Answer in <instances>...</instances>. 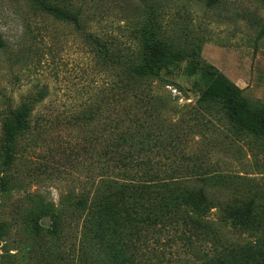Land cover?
<instances>
[{
  "label": "rangeland",
  "instance_id": "1",
  "mask_svg": "<svg viewBox=\"0 0 264 264\" xmlns=\"http://www.w3.org/2000/svg\"><path fill=\"white\" fill-rule=\"evenodd\" d=\"M44 2L80 12L79 26L42 14L30 0H0V136L9 108L22 102L32 106L30 133L18 142L19 159L4 165L0 152V178L7 182L5 188L0 185V222L7 229L0 254L7 255L8 264H51L45 258L55 250L67 257L64 264H76L81 257V226L67 223L55 240L50 224L57 207L69 211L86 191L94 149L98 153L102 144L105 100L113 96V66L98 58L88 34L109 46L115 62L138 55L145 28L156 36L157 45H200L203 62L214 65L248 98L264 103V0H217L212 5L206 0ZM145 83L162 99L169 120L181 122L176 128L180 147L192 155L207 153L213 173L228 180L226 187L218 182L197 185L228 204L264 195V138L233 136L220 108L200 106L199 73L191 72L186 61H177ZM42 94L40 103L33 102ZM100 99L103 108L95 120L78 117ZM40 199L47 205L39 234H34ZM219 213L214 208L210 214L215 225ZM220 233L225 243L244 238L229 226L221 227ZM148 235L155 252L150 259L156 264H199L201 249L211 246L194 240L190 246L178 238L184 236L181 231L172 228Z\"/></svg>",
  "mask_w": 264,
  "mask_h": 264
},
{
  "label": "trees",
  "instance_id": "2",
  "mask_svg": "<svg viewBox=\"0 0 264 264\" xmlns=\"http://www.w3.org/2000/svg\"><path fill=\"white\" fill-rule=\"evenodd\" d=\"M30 1L42 14L75 26L80 24V12L73 8H61L44 0ZM216 1L206 0L208 5ZM143 35L138 55L121 62L113 60L105 42L87 35L98 58L113 66L116 80L113 96L105 100L108 113L103 120L102 144L98 153L94 149L95 156H91L96 160L90 164L92 175L86 182V191L75 198L69 211L62 206L54 210L51 236L59 240L67 223L81 226L84 240L76 264H156L150 259L155 252L149 247L148 234L169 228L180 230L184 236L178 238L190 246L194 241L198 245L211 243L201 249L199 264H264V202H260L264 195L254 194L241 204H228L197 185L198 181L207 185L218 182L226 187L228 180L213 173L212 165L206 163L207 153L192 155L193 151L185 152L180 147L176 128L181 122L169 120L162 99L152 93L145 81L177 61H186L187 68L199 73L203 82L197 103L220 108L233 136L264 138V103L248 98L224 73L203 62L200 45H157L153 43L156 36L148 28ZM44 97L42 94L33 102L40 103ZM101 102L102 99L94 102L78 117L87 122L95 120L103 108ZM31 110V102H22L9 108L2 121L0 152L4 165L14 163L21 155L18 142L30 133ZM0 182L5 188L7 182L2 177ZM42 201L39 200L40 212L33 220L34 234H39V220L47 205ZM214 208L220 211L219 225L210 218ZM223 226L244 238L225 243L220 233ZM6 235V223L0 222V242ZM6 256L0 254V264L7 263ZM66 259L58 250L45 258L51 264H64Z\"/></svg>",
  "mask_w": 264,
  "mask_h": 264
}]
</instances>
